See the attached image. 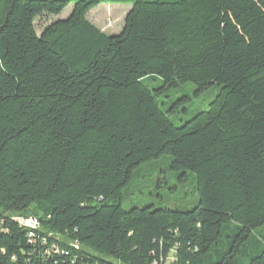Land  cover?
Returning a JSON list of instances; mask_svg holds the SVG:
<instances>
[{
	"label": "trees",
	"instance_id": "trees-1",
	"mask_svg": "<svg viewBox=\"0 0 264 264\" xmlns=\"http://www.w3.org/2000/svg\"><path fill=\"white\" fill-rule=\"evenodd\" d=\"M188 82L218 91L175 124L156 98ZM162 156L195 203L123 208ZM166 263L264 264V0H0V264Z\"/></svg>",
	"mask_w": 264,
	"mask_h": 264
},
{
	"label": "rangeland",
	"instance_id": "rangeland-1",
	"mask_svg": "<svg viewBox=\"0 0 264 264\" xmlns=\"http://www.w3.org/2000/svg\"><path fill=\"white\" fill-rule=\"evenodd\" d=\"M74 2H70L58 16L43 15L35 20L38 34L43 26L57 18H66ZM107 8V9H106ZM131 8L130 3L104 2L92 8L87 18L108 34L121 31L126 13ZM157 80L153 84H157ZM192 83H184L170 89L156 99L168 118L175 124L188 120L195 112L205 110L214 98L218 87L211 85L200 94L195 95ZM164 103V105H163ZM168 156H162L140 165L133 171L129 184L121 191L123 208L141 207L147 204L183 209L191 207L196 201L191 175L180 182L176 173L168 168Z\"/></svg>",
	"mask_w": 264,
	"mask_h": 264
},
{
	"label": "built area",
	"instance_id": "built-area-1",
	"mask_svg": "<svg viewBox=\"0 0 264 264\" xmlns=\"http://www.w3.org/2000/svg\"><path fill=\"white\" fill-rule=\"evenodd\" d=\"M16 221L21 224V225H24V226H27L31 229H34L37 227V222L35 219L33 218H26V219H23V218H17ZM28 236L29 237H32L33 234L31 232L28 233ZM167 264V263H166Z\"/></svg>",
	"mask_w": 264,
	"mask_h": 264
},
{
	"label": "bare ground",
	"instance_id": "bare-ground-1",
	"mask_svg": "<svg viewBox=\"0 0 264 264\" xmlns=\"http://www.w3.org/2000/svg\"><path fill=\"white\" fill-rule=\"evenodd\" d=\"M107 9V8H106Z\"/></svg>",
	"mask_w": 264,
	"mask_h": 264
}]
</instances>
